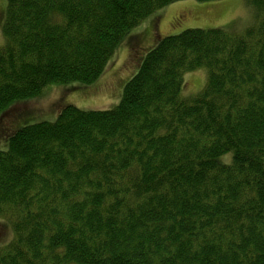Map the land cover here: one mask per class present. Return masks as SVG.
Returning a JSON list of instances; mask_svg holds the SVG:
<instances>
[{"label":"trees","instance_id":"trees-1","mask_svg":"<svg viewBox=\"0 0 264 264\" xmlns=\"http://www.w3.org/2000/svg\"><path fill=\"white\" fill-rule=\"evenodd\" d=\"M4 1L0 117L95 84L168 6L224 0ZM244 1L256 24L164 37L113 109L68 105L9 136L0 264H264V0Z\"/></svg>","mask_w":264,"mask_h":264},{"label":"rangeland","instance_id":"rangeland-1","mask_svg":"<svg viewBox=\"0 0 264 264\" xmlns=\"http://www.w3.org/2000/svg\"><path fill=\"white\" fill-rule=\"evenodd\" d=\"M5 6V1L0 0V45L3 41L1 23ZM254 24L255 13L244 0L212 3L183 1L172 4L153 14L131 32L95 84L87 87H56L39 99L9 109L0 117V151L8 147L6 143L9 136L21 126L28 122L29 125L54 121L65 106L73 105L85 111H105L116 107L122 99L125 85L138 72L145 55L164 37L177 35L191 28L211 29L227 26L237 27L236 31L243 33ZM184 79L182 96L190 98L205 87L206 72L201 70L189 73ZM11 235L10 228L0 225V245L5 244Z\"/></svg>","mask_w":264,"mask_h":264}]
</instances>
